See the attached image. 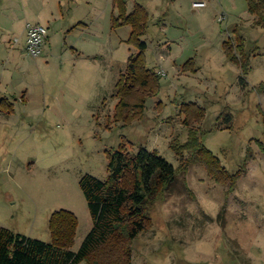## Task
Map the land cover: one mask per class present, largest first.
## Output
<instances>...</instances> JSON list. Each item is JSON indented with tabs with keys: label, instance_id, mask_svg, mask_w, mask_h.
<instances>
[{
	"label": "rangeland",
	"instance_id": "obj_1",
	"mask_svg": "<svg viewBox=\"0 0 264 264\" xmlns=\"http://www.w3.org/2000/svg\"><path fill=\"white\" fill-rule=\"evenodd\" d=\"M136 4L149 16L147 67L161 77L142 116L120 107L118 83L139 49L131 26H114V0H0V229L50 242L51 215L67 210L78 252L94 227L83 177L106 180L123 144L180 168L171 145L192 131L227 172L245 174L231 188L199 160L179 169L150 207L133 264H264V28L247 0H127V15ZM29 24L50 30L39 58L27 52ZM238 37L247 74L226 56ZM189 104L205 111L193 126Z\"/></svg>",
	"mask_w": 264,
	"mask_h": 264
},
{
	"label": "trees",
	"instance_id": "obj_2",
	"mask_svg": "<svg viewBox=\"0 0 264 264\" xmlns=\"http://www.w3.org/2000/svg\"><path fill=\"white\" fill-rule=\"evenodd\" d=\"M247 1L249 12L257 17L255 24L264 28V0ZM114 3L121 13L114 19V26H131L130 42L139 49L137 55L130 57L118 83L120 107L124 112L127 110L126 113L142 116L147 98L159 89L161 78L148 69L144 56L148 46L140 39L149 16L139 4L127 15V0H114ZM225 50L228 60L238 65L243 74L250 72L251 56L242 37H238L236 46L226 43ZM257 91L264 94V81ZM185 113L184 123L190 126L200 123L205 116L204 109L197 104H189ZM190 133L186 143L177 141L171 145L181 158L180 168L160 157L156 150L141 148L132 154L123 144L109 154L106 180L91 175L83 177L80 186L88 201L94 227L78 252L72 250L78 233V219L74 213L60 210L50 217V242L0 229V264H133L134 242L152 226L150 207L176 181L179 169L185 170L190 161L199 160L216 182L231 188H235L245 174L244 170L237 174L227 172L220 160L204 146L199 135ZM185 153H190L192 160H184Z\"/></svg>",
	"mask_w": 264,
	"mask_h": 264
},
{
	"label": "built area",
	"instance_id": "obj_3",
	"mask_svg": "<svg viewBox=\"0 0 264 264\" xmlns=\"http://www.w3.org/2000/svg\"><path fill=\"white\" fill-rule=\"evenodd\" d=\"M196 6L205 7L206 2L196 3ZM49 36V29L41 24H29L27 26V52L34 58H39ZM19 40L16 39L15 43Z\"/></svg>",
	"mask_w": 264,
	"mask_h": 264
},
{
	"label": "crops",
	"instance_id": "obj_4",
	"mask_svg": "<svg viewBox=\"0 0 264 264\" xmlns=\"http://www.w3.org/2000/svg\"><path fill=\"white\" fill-rule=\"evenodd\" d=\"M49 29V28H48ZM50 31V30H49ZM47 41H50V36H48V39H47Z\"/></svg>",
	"mask_w": 264,
	"mask_h": 264
}]
</instances>
